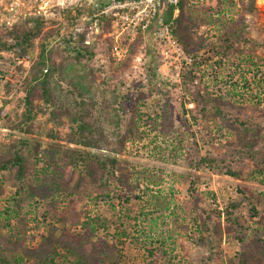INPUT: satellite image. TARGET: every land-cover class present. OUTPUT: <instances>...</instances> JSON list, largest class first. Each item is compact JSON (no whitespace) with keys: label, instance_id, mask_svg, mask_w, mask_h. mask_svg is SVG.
Segmentation results:
<instances>
[{"label":"trees","instance_id":"trees-1","mask_svg":"<svg viewBox=\"0 0 264 264\" xmlns=\"http://www.w3.org/2000/svg\"><path fill=\"white\" fill-rule=\"evenodd\" d=\"M239 2L243 14L254 12L256 9L255 0H239ZM203 13L205 20L211 21L210 11L205 10ZM195 15L197 14L194 9L188 7L186 0H182L174 33L189 54L199 51L200 47L204 48L203 45L199 47L193 37V28L198 23V17L196 18ZM93 23L89 13H73L70 8L56 7L48 16L25 18L11 28L0 27V61L14 65L16 74L24 75L19 82V90L25 93V110L20 120L13 123L12 130L25 133L27 136L34 134L36 114L40 108L36 103L37 100H42L46 108H51L56 126H63L66 119L71 127L70 133L66 136H60L54 129L48 131L47 138L65 140L66 145L50 143L43 151L42 143L36 141L31 145L29 139H21L8 145L0 143V147L5 149L0 151V176L4 174L7 179L10 177L16 189L11 200L13 209L7 208L3 214L0 213V216L4 214L11 216V213L13 216L19 215L18 210L24 209L25 203H29L28 208L31 209L33 205L38 207L40 203L46 202L50 205L53 220L57 224L68 222L73 227L81 225L82 228V232L69 229L58 235L57 229L50 225L40 245L28 249L19 248L17 243L0 235V264L7 262L2 257L1 251L14 252L20 249L25 252L31 264H56L55 260L62 256V252L74 258L71 264H105L113 254L119 252L116 243L105 242L98 235L100 231H107L113 220L112 215L102 218L99 215L89 214L82 221L76 217L68 219L59 214L57 204V200L63 196L73 202L76 194H79L77 200L87 199L96 205L98 201L104 199L103 202H111L116 197L128 202L131 199L129 197L132 196L126 162L121 159V151L113 147L122 144L123 139L126 138L121 133L124 122L122 117L117 115L116 122L112 125L116 131L114 137L116 143H113L107 136L104 126L98 124L97 120H92L90 106L93 107L96 103L87 95L91 92L90 89L68 78L69 85L80 99H74L73 106L68 107L61 100L64 88L55 82L56 77L66 73L70 66V63L69 65L59 63V65L56 60L60 56H63L62 61L70 60L74 65L82 64L83 61L89 63L106 58L107 64L103 63L100 66L103 69H106L108 64L114 63L109 55L110 40L102 38L103 33L112 30V21L100 19L98 31L90 34L94 28ZM90 35L92 41L86 44ZM146 40L147 34L140 31L136 39L137 43L131 47L129 56L125 60L127 62H122L125 64L124 67L121 66L122 70L129 66L133 56L143 45L147 47ZM256 45L255 41L249 39L246 26L240 19L228 28H224L217 42L207 52L212 56H224L228 60L235 57L239 63L243 62L249 66L250 74L254 79L264 80V59L257 57ZM194 48L197 50L194 51ZM9 58H11L10 62L7 61ZM209 59L210 57L205 55L196 59L193 65L185 68L180 82L174 81L172 77L167 78L166 81L171 90L182 88L181 90L189 94L195 103V107L189 110L190 120L204 127L205 124L214 121L216 125H220L219 127L229 130L234 138L225 137L226 140L223 142V139L220 141L221 135L210 134L207 139L202 137V141L214 146L203 156L198 154L199 156L195 157L190 154L188 157L191 170L181 175L182 181L186 184L184 188L186 205L182 203L177 206L175 219L178 223L181 217L185 219L186 215L190 216L189 223L182 225L187 237L185 241L189 245H197L201 251L200 260L194 261L193 264H264L263 194L246 184L247 181L264 183V100L256 105L242 102L236 105L234 102L215 96L209 89L203 88L202 83H196L202 78L196 75V72L199 71V74L204 76L199 68ZM217 63L222 64L221 61ZM0 74L4 77L3 72ZM92 75L94 80L98 78L96 72H92ZM66 76L68 77L67 74ZM149 84L151 83L146 78V83L142 86L149 87ZM2 86L0 79V88ZM5 86L9 87L8 93L13 90L10 83ZM233 95L241 97L238 91ZM119 98L132 103V99L126 95L122 96L119 93ZM110 106L111 103L107 104V108ZM138 112L140 113V110L137 108L136 113ZM187 126L190 127L189 121ZM127 132L129 137L136 135L133 128ZM42 160L43 167L37 168L36 165L39 166ZM67 169L77 174L73 191L70 192L65 183ZM203 169L240 182L235 194L223 203V207L216 205L217 198L212 191L207 192V189L201 191V186L211 180L209 174L202 172ZM84 182L89 183L95 191L82 189ZM113 183L117 185L114 195L112 196L110 191L103 193ZM139 183L137 181L134 192L138 189ZM155 184L158 185V182L146 177V192L154 196L158 195L160 191L154 192L150 188ZM111 208L113 211L114 204H111ZM224 239L228 240V245L238 246L231 257L228 255L226 257L222 250ZM182 247L184 250L187 249V246ZM150 254L154 255L152 251ZM21 261H23L22 257L16 262L19 264Z\"/></svg>","mask_w":264,"mask_h":264},{"label":"rangeland","instance_id":"rangeland-1","mask_svg":"<svg viewBox=\"0 0 264 264\" xmlns=\"http://www.w3.org/2000/svg\"><path fill=\"white\" fill-rule=\"evenodd\" d=\"M231 2V0H223L221 4L228 5ZM194 11L197 14L195 17H198V23L193 28V37L198 42L199 47L204 46L203 49L200 47L197 55L199 58L203 55L210 57L199 68L204 76L201 74V81L198 79V82L202 83L203 88L206 87L215 96L227 99L236 105H239L240 102L256 105L264 100L261 97L264 95V80L254 79L253 75L250 74L249 66L243 62L242 64L239 63L235 57L228 60L224 56H212L210 52H207L216 42L209 34L206 38L203 34H199L202 32L199 27L209 22L204 18L203 11L205 9H194ZM229 26L231 24H223L218 30V36L224 28ZM248 36L249 39L257 43L256 55L260 58L261 55L257 51L259 48H264V26L260 27L256 22L254 30L248 31ZM196 46L198 48V45ZM195 50L197 49L194 48ZM62 58L63 56L57 58L58 64L69 65L70 63L66 73L59 76L61 79L57 76L58 79L56 77L55 80L64 88L61 97L62 103L72 107L74 99L80 100L67 81L68 78H71L74 82H80L90 89L91 92L87 95L96 103L95 106H90L93 115L92 120H97L98 124L104 126L108 133L107 136L113 143H116L114 138L116 131L112 125L116 122L117 115L124 120L121 133L126 138L123 139L122 144H116L113 147L116 148L115 150L121 151V159L126 162L125 166L127 167V175H130L129 183L132 187V196L129 197L128 195L131 198L128 202L116 197L111 202H103L104 199L98 201L97 205L87 199L77 200L79 194L74 196L73 202L63 196L57 200L59 214L68 219L76 217L81 221L89 214L99 215L102 218H107L108 215L113 216L111 223L108 222L110 226L107 231H100L98 234L103 241L116 243L119 249V252L113 254L107 262L105 261V264H193L194 261L198 262L201 251L197 245H189L185 241L187 237L182 228V225L190 220V216L186 215L185 219L180 216L178 223L175 219L178 212L177 206L182 203L186 205L184 198L186 184L182 181L181 175L187 174L191 170L190 163L187 161L190 154L195 157L203 156L208 149H212L214 146L202 141V137L207 139L210 134L212 136L221 135L220 141L223 139L222 141L225 142V137L233 139V134L225 127L221 128L220 125H216L214 121L205 124L206 127H204L196 125L190 120V113L186 108L188 98L192 100L190 95L182 91V88L170 89L166 79L171 75H165L163 70H158L160 66L158 59L144 45L133 56L132 62L124 70L121 68L127 61L118 65L115 63L108 64L106 69H103L100 66L103 63L104 65L107 64L106 58H100L89 63L83 61L82 64L78 65H74L70 60L62 61ZM7 61L10 62L11 58ZM218 61H221L222 64H218ZM122 65L123 67H121ZM0 72L4 73V77L0 74L3 83L0 88V143L8 145V143L21 139H29L31 145H34L36 141L42 143V151L46 150L50 143L66 145L65 140H51L46 137V133L51 129H54L60 136H66L67 133H70L71 127L66 119H64L63 126H56L52 118L51 108H46L42 100L36 102L40 108L36 114L34 134L27 136L25 133L12 130L13 123L20 120L25 110V93L19 90V82L24 75H17L14 65L11 66L1 61ZM92 72H96L98 77L96 80L93 79ZM146 78L151 83L149 87L142 86L146 83ZM173 80L176 81L174 78ZM7 83L13 87L9 93V87L5 86ZM122 84L125 85L122 86ZM236 91L241 93V97L233 95ZM119 93L131 98L132 103L121 100L122 97L119 98ZM109 103L112 106L107 108ZM137 108L141 114L136 113ZM250 113L252 112L250 111ZM254 116H256L255 113ZM188 121L190 127L187 126ZM130 128L135 130V136L129 137L127 130ZM0 151H5L4 147H0ZM41 165H44L43 160L36 167H43ZM65 171L67 177L65 183H67L66 187L70 192L73 191L77 174L73 173L71 169ZM202 172L209 174L211 180L201 186V191L206 189L207 192L212 191L217 198L216 205L223 207V203L235 194L240 182L226 176L212 174L209 170L203 169ZM3 175L0 176V213L2 214L7 208L13 209L11 200L16 191L10 181L11 178L7 179ZM146 177L158 182V185L150 186L154 192L160 191L158 195L154 196L146 192ZM137 181L140 183L134 192L133 189ZM246 184L258 193H262L264 202V183L247 181ZM82 187V189L87 188L95 191L86 182ZM115 189H117V185L113 183L103 193L110 191L113 196ZM134 197L138 198L134 199ZM111 204H114L115 207L113 211ZM28 205L29 203H25L24 209L18 210L19 215L17 216H13L11 211V216L6 214L0 216V235L8 237L13 243H17L19 248L28 249L40 245L43 236L47 235L50 225L57 229L58 235L69 229L82 232L81 225L73 227L68 222L67 224H57L53 220L50 205H47L46 202L40 203L38 207L33 205L31 209L28 208ZM122 233L124 234L122 235ZM223 241L222 250L226 257L227 255L233 256L238 246L228 245L227 239ZM182 246H187V249L184 250ZM22 251L21 249L14 252L1 251L2 257L7 260L4 264H17L16 261L21 257L23 261L19 264H31L25 252ZM151 251L153 256L150 254ZM55 261L56 264H71L74 258L62 252V256L60 255Z\"/></svg>","mask_w":264,"mask_h":264},{"label":"built area","instance_id":"built-area-1","mask_svg":"<svg viewBox=\"0 0 264 264\" xmlns=\"http://www.w3.org/2000/svg\"><path fill=\"white\" fill-rule=\"evenodd\" d=\"M189 8L210 11L211 21L200 26L206 38L209 34L217 42L218 30L243 20L248 31L254 30L257 22L264 26V0H255V12H242L239 0L222 5L221 0H186ZM182 0H0V27H13L22 19L33 16H48L56 7L70 8L73 13L86 12L94 21L90 34L98 31L99 20L110 19L112 30L103 33L109 39V55L114 63L124 62L136 42L139 32L147 34V47L158 59V70L181 81L185 68L198 59V53L189 54L174 33L175 21L180 14ZM261 2V3H260ZM260 19V20H258ZM92 36L86 44L91 43ZM257 53L264 59V48ZM194 55H197L195 58ZM197 71L196 75L200 76ZM198 80L196 81V83ZM264 98V95H261ZM195 103L188 98L186 108L193 109Z\"/></svg>","mask_w":264,"mask_h":264},{"label":"bare ground","instance_id":"bare-ground-1","mask_svg":"<svg viewBox=\"0 0 264 264\" xmlns=\"http://www.w3.org/2000/svg\"><path fill=\"white\" fill-rule=\"evenodd\" d=\"M261 1V0H260ZM261 3V2H260Z\"/></svg>","mask_w":264,"mask_h":264}]
</instances>
